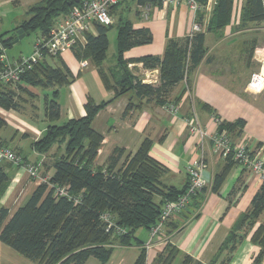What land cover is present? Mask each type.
I'll return each instance as SVG.
<instances>
[{
	"label": "trees",
	"instance_id": "obj_1",
	"mask_svg": "<svg viewBox=\"0 0 264 264\" xmlns=\"http://www.w3.org/2000/svg\"><path fill=\"white\" fill-rule=\"evenodd\" d=\"M197 1L203 7L206 6L207 0ZM136 2L140 6L162 5L161 0ZM234 3L235 0H216L206 24H203L202 12H198L197 21L204 26V30L183 40L168 38L161 57L124 58L125 52L131 48L153 41L148 29H134L132 22L124 18L110 26L95 23L96 33L88 32L85 44L77 46L74 54L79 61H89L99 69L105 88L113 92L114 98L133 91L136 97L156 99L163 104L174 87L185 79L190 81L206 57V35L219 33L232 23ZM79 4L77 0H41L28 8L29 17L20 23L13 36L6 38L9 32L0 33L1 45L5 50L10 49L19 29L24 33L48 35L56 21ZM119 5L111 10L112 15ZM114 27L117 28L116 64L113 69L105 71L102 66L110 45L108 33ZM249 27H264V0H247L242 6L237 30ZM257 43L255 42V47ZM255 47L252 48L251 55ZM131 63H142L149 70L158 69L159 84L155 86L143 83L130 72L128 67ZM3 66L0 61V70ZM74 78L63 63L61 67H54L48 60L39 62L23 74L21 83L0 86V109L20 111V91L35 97L26 86L40 89L62 87L70 84ZM57 95L58 91H55L52 98H44V111L49 127L34 143V148L39 153L48 154L53 146L63 145L64 152L54 162L51 185L41 183L27 203L12 214L9 208L0 207V242L37 264H86L90 259L106 264L113 256L116 246L138 247L139 255L133 264H148L144 242L137 236V232H149L158 221L162 205L166 201L177 200L186 192L188 185L179 190L162 184L161 178L167 170L150 155L152 140L148 138L121 166L120 162L126 153L123 148L114 150L107 165L96 166L95 160L103 136L92 128V122L109 101L97 105L88 98L83 118L57 125L56 122L61 117ZM4 125L5 122L0 118V129ZM244 126L245 121L242 119L235 123L219 121L218 133H233ZM236 163L233 156L226 157L223 169L214 176L213 192L219 191ZM9 183L10 177L5 172V166L0 163V198ZM56 188H65L69 196L60 195ZM203 190L192 200L197 208L201 205ZM157 197L161 200L157 201ZM105 213H110L115 225L125 228L127 233L117 235L115 228L108 230V224L101 219ZM263 213L264 181L253 197L250 209L232 226L210 264H228L237 247L248 235H251V243L259 249L252 257L251 264H263L264 224L259 223ZM171 221L166 224L163 237L170 236L178 229V225L169 224ZM169 225L171 227L167 230ZM245 229H249V233L241 234ZM179 255L180 250L167 241L151 264H173ZM180 264L203 263L189 255H183Z\"/></svg>",
	"mask_w": 264,
	"mask_h": 264
},
{
	"label": "crops",
	"instance_id": "obj_2",
	"mask_svg": "<svg viewBox=\"0 0 264 264\" xmlns=\"http://www.w3.org/2000/svg\"><path fill=\"white\" fill-rule=\"evenodd\" d=\"M40 1L37 0L28 7ZM135 1L123 0L112 17L115 21L121 18L130 20L127 14L134 7L136 18L130 20L133 28L148 29L153 41L126 51L125 59L161 57L168 38L183 40L191 33L196 16L187 5H153L150 17L144 19L139 14L140 5L136 2L133 6ZM246 1L235 0L233 21L229 26L219 33L206 35V57L190 81L185 79L174 87L163 104L156 99L136 97L133 91L114 98L113 92L105 88L99 69L89 61L88 66L83 67L84 61L76 58L74 50L62 54L59 60L48 59L54 67L65 64L75 76L74 80L68 85L49 89L26 86L35 96V103H29L25 99L20 111L0 109V118L5 122L0 129V144L10 147L27 163L39 165L41 177L52 176L54 162L64 152L63 145H55L48 154H42L36 151L34 143L49 127L44 111V98H52L53 93L58 91L57 101L61 107V117L56 122L57 125L83 118L86 115L85 104L88 98L97 105L109 101L92 122V128L103 136L95 160L96 166L107 165L114 150L123 148L126 153L120 162L121 166L148 138L152 140L150 155L167 170L161 178L162 184L182 190L189 183L188 168L200 154L201 138L198 133H191L190 127L198 126L208 135H212L218 132L219 121L235 123L240 119L245 121L243 129L227 135L236 145L246 146L254 156L264 161V89L258 94H250L246 89L254 68L264 66V59L258 58L259 49L264 48V45L259 44L260 39L264 38V27L237 30L240 11ZM205 7L207 8V1ZM209 18L205 19V24ZM91 32L96 33L95 30ZM11 36L13 35L8 34L6 38ZM255 42H258L256 47ZM253 47L255 49L251 55ZM21 57L25 56L8 58L14 61ZM115 64L116 44L115 53L109 61L107 52L102 67L108 71ZM129 67L143 83L150 84L148 79L152 78L153 85L159 84L158 69H146L142 63H131ZM130 103L131 108L128 109ZM169 104L179 107L177 115H172L165 109ZM204 152L207 167L203 178L206 186L201 195V205L197 208L192 203L186 211L172 219L169 224L178 225V229L168 237L157 238L154 246L146 249L148 264L152 263L167 241L180 250V258L189 255L203 264H210L232 226L250 209L252 199L263 181L236 163L219 191L215 193L212 191L214 176L223 169L226 156L216 152L209 141L204 146ZM0 163L5 166V172L10 177L9 186L0 198V207L9 208L12 214L27 203L42 182L30 177L22 167L6 161ZM160 200L157 197V201ZM259 223L264 224V213ZM170 227L169 225L167 230ZM250 239L251 235L241 242L228 264L252 263V257L258 250ZM148 240L149 232L146 231V236L142 239L144 246ZM1 247L0 242V249ZM120 248L125 250L115 264H133L139 255V248L116 246L115 250ZM135 248L138 255L132 262L131 257L134 254L131 256L125 251ZM110 262L111 259L106 264Z\"/></svg>",
	"mask_w": 264,
	"mask_h": 264
},
{
	"label": "built area",
	"instance_id": "obj_3",
	"mask_svg": "<svg viewBox=\"0 0 264 264\" xmlns=\"http://www.w3.org/2000/svg\"><path fill=\"white\" fill-rule=\"evenodd\" d=\"M123 0H81L80 4L74 7L69 14L61 16L55 23L48 35H39L34 50L31 55L21 57L18 60L11 61L6 55V50L0 43L1 55L0 61L4 64L0 70V86L17 85L21 83V77L27 71L31 70L36 64L44 60H57L67 51H73L77 46L84 45L86 34L94 30V24L99 23L105 26L115 24L111 10L118 6ZM215 0H207V7L213 5ZM163 6L167 5H187L196 16L191 33L201 31L202 26L197 21V14L203 6L197 0H161ZM216 2V1H215ZM152 10L151 4L140 6V16L144 19L150 17ZM83 67L88 66V62H82ZM264 76L261 72H255L251 75L247 84V91L250 94H258L264 89ZM165 109L172 115L179 113V107L175 104L165 106ZM191 133H198L200 141V154L198 159L188 168L189 184L186 192L177 200L166 201L161 208L158 221L149 231V240L145 244L146 249L154 246L157 238L162 237L166 224L177 215L186 211L191 205L194 196L205 188L206 182L203 178V172L207 167L204 146L209 141L216 152L224 156L231 155L233 160L246 170L255 174L259 180L264 181V161L258 156H254L244 145H236L226 132L214 133L208 135L198 126L190 127ZM0 161H6L13 165L22 167L32 178L41 180L42 183L50 184L51 176H40L39 165L27 163L22 156L13 151L10 147L0 144ZM57 192L63 196H69L65 188H56ZM76 200V199H75ZM78 202V200H77ZM101 219L108 224V230L115 228L117 235L127 233L125 228L117 227L113 216L110 213L102 215Z\"/></svg>",
	"mask_w": 264,
	"mask_h": 264
},
{
	"label": "rangeland",
	"instance_id": "obj_4",
	"mask_svg": "<svg viewBox=\"0 0 264 264\" xmlns=\"http://www.w3.org/2000/svg\"><path fill=\"white\" fill-rule=\"evenodd\" d=\"M35 1H37V0H0V33L9 32V34L14 35L16 27L23 20H25L29 17L27 15V11L29 8L28 6L31 5L32 3H34ZM135 5H136V1L134 2L133 6H135ZM134 11L135 10L133 7V9H131V12L127 14L128 18H130V20H134L136 18ZM201 12L204 16L203 24H205V22H204L205 19H208L212 15L213 5L210 7H207V8L203 7ZM126 20H129V19H126ZM115 23H116V21H115ZM200 25L202 26V24H200ZM203 27L204 26H202L200 32L203 31ZM16 33H17V31H16ZM116 36H117V28L114 27L108 33V38L110 41V47L108 50V60L109 61L111 59V55L113 53H115V44H116L115 38H116ZM16 38H18V35ZM37 38H38V33H36V32L26 34L23 38L19 39L17 43L13 44L10 49L6 50V55L10 59L17 58L20 55H23L25 57L31 55V53L34 50V45H35ZM259 44L261 46L264 45V38L260 39ZM260 57L264 59V48L259 49L258 58H260ZM58 60H59V58H58ZM128 68H129L130 72L133 75H135L133 69L130 67H128ZM253 71H254L253 73L261 72L262 75L264 76V66L262 68V65L257 66L256 68H254ZM148 80L150 81V84L154 83V80L152 78H149ZM12 87L14 89L16 88L15 86H12ZM19 93L22 96V99H21V97L19 99V102L21 103V105L25 104L24 103L25 99L29 103H32V104L35 103V100H34L35 97L32 98V97L28 96L26 93H23L21 91ZM244 233L248 234L249 229H247V230L245 229L241 232V234H244ZM137 236L139 238H142V239L145 238L146 231L145 230H139L137 232ZM123 250H125V249H121V248L116 249L114 252V255L111 258V262L109 264L117 263V260L119 259V255L122 252H124ZM257 250H259V249L257 248ZM125 252H128V254H130L131 256L134 254V256L131 257L132 262L138 255L136 248L135 249H128ZM180 260H182V257L180 258L178 256L176 261L173 264H180ZM98 262L99 261L96 259H91L87 264H98ZM0 264H37V263L27 259L26 257H24L20 253L16 252L15 250L10 248L9 246L2 244V247L0 249Z\"/></svg>",
	"mask_w": 264,
	"mask_h": 264
},
{
	"label": "water",
	"instance_id": "obj_5",
	"mask_svg": "<svg viewBox=\"0 0 264 264\" xmlns=\"http://www.w3.org/2000/svg\"><path fill=\"white\" fill-rule=\"evenodd\" d=\"M81 0H77V2H80ZM26 34L28 33H24V31L22 29H19L17 30V35H18V38H16L14 41H13V44L17 43L19 39L23 38ZM1 46H0V52H1Z\"/></svg>",
	"mask_w": 264,
	"mask_h": 264
},
{
	"label": "bare ground",
	"instance_id": "obj_6",
	"mask_svg": "<svg viewBox=\"0 0 264 264\" xmlns=\"http://www.w3.org/2000/svg\"><path fill=\"white\" fill-rule=\"evenodd\" d=\"M261 83L263 82L264 83V79H263V81H260Z\"/></svg>",
	"mask_w": 264,
	"mask_h": 264
}]
</instances>
